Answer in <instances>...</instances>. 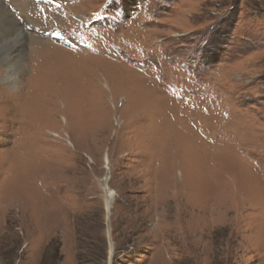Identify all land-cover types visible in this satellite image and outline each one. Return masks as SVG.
<instances>
[{"label":"rangeland","instance_id":"rangeland-1","mask_svg":"<svg viewBox=\"0 0 264 264\" xmlns=\"http://www.w3.org/2000/svg\"><path fill=\"white\" fill-rule=\"evenodd\" d=\"M3 1L0 264H264V0Z\"/></svg>","mask_w":264,"mask_h":264},{"label":"bare ground","instance_id":"bare-ground-1","mask_svg":"<svg viewBox=\"0 0 264 264\" xmlns=\"http://www.w3.org/2000/svg\"><path fill=\"white\" fill-rule=\"evenodd\" d=\"M8 1L11 2L10 6L12 5L13 7H18V10L21 11L22 14L24 15L29 14L28 10L20 8L21 7L20 4L16 5L13 0H8ZM25 4L26 3L24 2V5ZM40 21H42V19L38 17L32 23L39 24ZM0 23H2L0 27V63L5 64L7 65V67L13 68L16 71H19L21 70L22 62L26 58L24 57L26 54V43H27L26 34L23 31V29L20 27L19 22L10 12L8 5L3 0H0ZM15 47L18 48L17 50L19 53L18 56L20 57L18 60L15 59L16 61L12 63V61L9 59L8 56L10 54V51L14 50ZM110 198H113L112 193L110 194Z\"/></svg>","mask_w":264,"mask_h":264}]
</instances>
